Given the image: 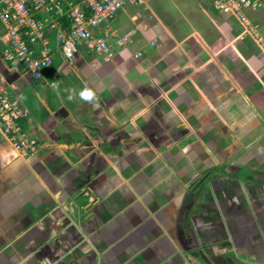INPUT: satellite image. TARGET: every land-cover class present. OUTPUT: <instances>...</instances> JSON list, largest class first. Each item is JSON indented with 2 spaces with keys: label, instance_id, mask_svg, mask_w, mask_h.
Here are the masks:
<instances>
[{
  "label": "crops",
  "instance_id": "0c3cea01",
  "mask_svg": "<svg viewBox=\"0 0 264 264\" xmlns=\"http://www.w3.org/2000/svg\"><path fill=\"white\" fill-rule=\"evenodd\" d=\"M261 1L245 15L264 40ZM212 5L137 12L110 61L55 50L39 80L0 51L39 147L0 130V264H264V50Z\"/></svg>",
  "mask_w": 264,
  "mask_h": 264
},
{
  "label": "built area",
  "instance_id": "2783aa9c",
  "mask_svg": "<svg viewBox=\"0 0 264 264\" xmlns=\"http://www.w3.org/2000/svg\"><path fill=\"white\" fill-rule=\"evenodd\" d=\"M148 1L151 0L2 1L1 57L9 67L23 66L36 80L41 79L43 71L52 65L55 50L61 52L62 57H69L77 51V46L84 45L88 53L108 62L113 57L108 39H116L117 35L104 25L108 26L125 6H146ZM213 4L220 12L238 18L247 28L246 34L253 35L264 50V40L255 32L245 15L246 10H260L261 0H213ZM132 40V31H128L115 41V45L124 47ZM139 56L140 53L135 55L136 58ZM25 116V111L16 99L0 92L1 133L13 151L24 158L39 153L36 142L20 125V120Z\"/></svg>",
  "mask_w": 264,
  "mask_h": 264
},
{
  "label": "rangeland",
  "instance_id": "374dc122",
  "mask_svg": "<svg viewBox=\"0 0 264 264\" xmlns=\"http://www.w3.org/2000/svg\"><path fill=\"white\" fill-rule=\"evenodd\" d=\"M2 1L5 0H0V2ZM212 3L213 0H151V2L148 4V8L147 5L142 7L133 4L127 5L118 11L113 18L112 25L117 24L119 26V34H116V39L109 38L108 44L113 47L115 40H117L121 35L126 34L127 31L134 30L136 23H133L130 19L137 12L140 14L141 19H148V22H152L153 18L156 17L178 18L183 16L192 19V17H195L197 13H200L202 9H207V12L210 10V8L212 9ZM139 22L140 21H138V23ZM105 26L107 27L106 24L104 27ZM102 27L100 28V31L102 30ZM135 36L137 38V32ZM76 48H79V46ZM58 53L62 56L61 52L58 51Z\"/></svg>",
  "mask_w": 264,
  "mask_h": 264
},
{
  "label": "clouds",
  "instance_id": "9594fccd",
  "mask_svg": "<svg viewBox=\"0 0 264 264\" xmlns=\"http://www.w3.org/2000/svg\"><path fill=\"white\" fill-rule=\"evenodd\" d=\"M80 96L84 100H90L92 98V93L90 91L85 90L80 93Z\"/></svg>",
  "mask_w": 264,
  "mask_h": 264
}]
</instances>
